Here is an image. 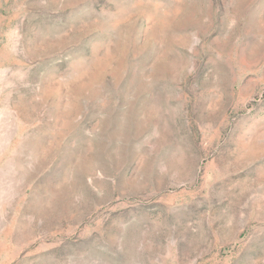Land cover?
Here are the masks:
<instances>
[{
  "label": "rangeland",
  "instance_id": "1",
  "mask_svg": "<svg viewBox=\"0 0 264 264\" xmlns=\"http://www.w3.org/2000/svg\"><path fill=\"white\" fill-rule=\"evenodd\" d=\"M0 264H264V0H0Z\"/></svg>",
  "mask_w": 264,
  "mask_h": 264
}]
</instances>
